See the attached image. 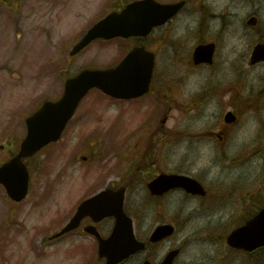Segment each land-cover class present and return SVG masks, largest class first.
Wrapping results in <instances>:
<instances>
[{"label":"rangeland","instance_id":"374dc122","mask_svg":"<svg viewBox=\"0 0 264 264\" xmlns=\"http://www.w3.org/2000/svg\"><path fill=\"white\" fill-rule=\"evenodd\" d=\"M114 1L116 0H15L12 5L0 1V145H4V148L0 149V160L9 155L24 138L25 119L33 112L36 105L47 99H57L62 95L64 77L73 75L87 66L108 67L121 60L122 49L130 41L94 42L75 57L69 56V51L79 36L103 17L106 14L104 12L106 5ZM216 1L215 7L218 9L228 4L227 0ZM191 14L192 8L189 6L176 22V33L170 24L154 31L148 37V44H152L157 54L165 47L163 45L170 37L185 35L189 31L188 26L191 24H186L185 18L190 17ZM194 25L195 21L191 27ZM74 26H77L75 31H73ZM242 29L247 31L243 25ZM162 32L169 37L166 42L164 39L160 44L158 37ZM19 33L22 35L18 36ZM250 42L248 37L241 36L240 33L229 34L226 37L228 48L221 52V56L227 55L230 59L226 62L228 64L224 66L225 69L218 70L217 73L210 71L215 67L213 66L210 69L189 74L186 72L188 61L181 59L178 69L184 73L183 76L187 74L191 76V84L185 85L186 89L182 95H175L177 104L173 107H170L168 103L171 92L164 85H172L175 89L181 86L178 69L170 64L174 57L173 46L168 48L171 55L164 49L162 54H159L155 74L157 80L154 78V90L146 98L134 102H121L113 101L97 90L90 93L78 109L62 139L48 146L33 162L35 176L34 174L31 176L29 196L20 203H16L7 197L3 187L0 186V256H31L30 260H35V256H96L97 246L94 242L88 243L87 240H80L75 236L59 242H48L46 238L62 226L81 198L92 194L105 184L120 181L118 173L124 172L125 169V167L121 169L119 165L120 157L111 153L103 157L99 156V152L101 150L106 152L113 141L128 143L132 146L135 142H148L151 137L150 142L165 141L168 138L166 130L174 131L178 126L190 125L192 119L190 120L186 114L187 108L179 107V104H185L192 96V92L205 86L212 78L232 81L234 77H242L245 81L243 88L246 93L249 91L248 85L254 84L255 88L262 86L258 84L256 78L264 74V66L250 67L249 64L238 61L244 55L248 56L246 49ZM171 44L175 45L176 55L179 58L185 56L188 58L193 47L192 44L189 45L178 38H172ZM199 84L200 87L197 86ZM210 89L219 96L223 88L218 81L214 80L210 84ZM156 99L165 103L166 114L154 116L153 128L141 132L139 122L144 115L156 112L160 108ZM147 109L150 111H144ZM167 113H169L168 116ZM212 115L214 121H222L219 106L212 111ZM163 119L167 121L163 123ZM208 123V116L196 120L194 123L196 131L203 130V126ZM253 125L258 129L259 134L261 125L259 126L254 120V124L244 128L247 141L252 137ZM216 128L217 126L214 129ZM132 131H135L134 135H130ZM187 137L186 135L175 136V139L180 142L176 146V162L172 168L176 167V163L178 168L187 167V171L194 173H197L200 167L206 168L209 178L213 181L221 180V186L226 187L229 183H234L229 189H223L221 186L217 188L220 194H228L231 189L247 190L250 187L251 178L255 187L259 188L258 192L264 188L263 155L255 162L239 166L240 157L243 159L242 155L249 154L246 152L247 148L231 146L226 149L219 147L218 142L215 141L212 145L204 141L195 142ZM258 138L260 142L254 144L253 153L264 152V146L256 150L259 145L264 144V141L261 142L264 138L260 134ZM240 142L246 141L241 137ZM189 144L197 145L198 150L191 151ZM132 150L140 153L145 151L138 144ZM240 151L243 154L238 153ZM84 154L89 156L87 161L81 159ZM151 155H154V152H151ZM145 157L150 160L153 158L149 154H145ZM153 162L154 167L160 164L155 158ZM185 162H188L186 166ZM113 165L119 168V172H113ZM162 165L169 167V160L167 164L162 162ZM244 175L250 176L249 181ZM239 177L241 178L238 179ZM40 190L43 194L39 198L37 194ZM240 193L245 195L247 191L237 192L235 194L237 201L229 200L232 204L225 207L213 208L206 204L207 210L203 213L198 202L192 204L190 200L179 195L178 207L174 209V213L178 210L184 217L180 218L177 235L161 245V250L159 248L156 251L157 258L154 260L159 261L160 256L163 257L177 243L182 244L184 250L175 264H226L221 257L227 253L225 243L218 236L208 239L209 230L205 228L204 220L206 218L208 221L209 217H213V221H219L218 230L223 231L240 214L255 209V204H260L262 201L256 199L259 198L258 193L247 200ZM129 196L134 204L144 200L137 192ZM152 210L144 219L138 211H133L137 220L139 237L149 232L157 221V215ZM200 214L203 215L198 217ZM203 228L205 229L202 233L205 237L201 233ZM215 230L216 228L213 232ZM200 239L209 240L214 245L205 242V245L197 244ZM215 246L218 247L216 255H214ZM146 254V251H141L123 264H139ZM230 260L229 258L228 261ZM231 263L249 264L250 261L247 262L245 257L240 259L237 256Z\"/></svg>","mask_w":264,"mask_h":264},{"label":"water","instance_id":"95a60500","mask_svg":"<svg viewBox=\"0 0 264 264\" xmlns=\"http://www.w3.org/2000/svg\"><path fill=\"white\" fill-rule=\"evenodd\" d=\"M184 4L163 5L155 0H142L130 4L122 13H113L100 21L74 46L71 55L85 48L98 37L111 38L117 35H146L152 27L172 17ZM213 45H200L195 51V62L212 61ZM255 59H264V46H258ZM154 67V54L142 47H136L115 68L86 69L66 82L62 98L56 102L48 101L43 108L27 119L28 134L22 143L20 153L0 168V182L16 199H21L26 190L28 172L22 157L32 155L49 141L57 140L66 123L73 115L81 99L94 87L102 89L116 98L129 99L148 91ZM196 183L183 175H173L164 183V188L185 186L195 189ZM108 191L85 201L74 219L56 236L75 228L86 213L101 212L114 214L118 221L112 236L101 240L100 256L107 258V264H117L124 258L144 247L133 235L132 221L123 211V190L114 192L107 202ZM106 201V203H104ZM170 226L158 227L153 240H159L172 233ZM231 245L253 250L264 245V208L247 224L233 231L228 237ZM177 251H172L162 262L171 264ZM144 264H150L145 262Z\"/></svg>","mask_w":264,"mask_h":264},{"label":"flooded vegetation","instance_id":"af4514ba","mask_svg":"<svg viewBox=\"0 0 264 264\" xmlns=\"http://www.w3.org/2000/svg\"><path fill=\"white\" fill-rule=\"evenodd\" d=\"M7 3L9 1L14 2L15 0H5ZM216 0H204L205 8L202 11L200 18L198 19V29L199 31L205 32L208 34V42H215L217 45V52L225 51L227 48L226 44V37L229 34L240 33L241 36L248 37L251 42L248 45L246 51L247 54L244 55L240 61L241 63L249 64L250 67H263L264 61H260L256 64L251 63V54L253 48L259 44L264 43V0H227L228 4L222 6L223 11L220 15L217 13L211 12L212 4L215 3ZM188 4H192L188 1ZM218 22L216 19H218ZM217 22V26L219 29L216 31H212L210 29L211 22ZM172 24V21H169L165 26ZM242 25L245 27L247 31H243ZM164 26V27H165ZM212 32H214V38H211ZM123 41H130V48L138 45H145L144 39L140 37H131L127 40ZM216 57V56H215ZM229 56L223 55L220 57L219 60L216 61L217 64L221 66L229 60ZM238 62H236L237 64ZM203 64L197 65L202 66ZM257 79L259 86L255 88L254 84L248 85L249 91L251 93L245 94L243 92V81L242 77H234L232 81L226 80H217L218 83L222 86V91L220 92L219 96H216L213 93V97L209 98V93L205 95L201 93V89L196 97L195 105H192V109L197 112H202L204 110V105L208 99H210L208 107L211 109H216L217 106L221 109V112L227 108V111H232L237 116V122L233 125H223L220 128H216L214 130H207L205 131L209 134L212 138V142H219L220 145H227L229 143L235 142L237 139L238 128L241 123V118L244 114L247 113L248 109H252V111L257 110H264V74L259 76ZM210 87L206 88L209 90ZM247 96V97H246ZM245 97V98H244ZM175 98L171 97V106H173ZM170 106V107H171ZM171 109V108H170ZM218 121L217 123H219ZM141 149H145L142 154L144 158V169L147 171L141 175L139 179L136 174H124L121 176L120 181L118 183H112L110 186L112 188L123 187L126 190V198L125 202H130L129 194L139 193L144 198L143 202L140 204V208L138 212L141 215V218L144 219L148 216L149 212L152 210L153 213L157 215V221L154 223L153 228L158 225L162 224H171L173 227L176 228V232L163 240L158 242H152L150 240L152 231L146 232L142 237H140L143 241H145L146 246L144 251L147 252L145 256L142 258V262L146 260H150L152 264H160L164 257L160 256L159 261L154 260L157 258V250L160 248L161 245L167 242L168 240L173 239L178 232V226L181 223V219L184 216L180 215L178 210L174 213V209L178 207V196L190 200L192 204L198 202L200 204L201 213L207 210L206 204L210 207L217 208L219 206L224 207L226 206V200L232 198V196H223L219 192L221 182L219 180H212L209 178L208 173H201L198 171L194 173L192 171L187 170H179L178 164L176 163V167L172 168V165L176 162V154L175 150L172 149L173 142H169L167 140L160 141V142H143L141 143ZM153 150V151H152ZM151 152H154V155H151ZM145 154H149L150 157L153 158L150 160L145 157ZM149 157V158H150ZM156 159L157 162L160 164L154 167L153 159ZM170 162V166L162 165V162ZM162 173H185L190 175L196 179H198L205 187L206 193L204 195L200 194H192L188 191H185L183 188H175L166 191L165 193H161L159 195H153L148 188V183H150L153 179H155L158 175ZM75 180V179H73ZM250 187L247 190H234V192H245L247 194H241V196L250 199L255 194L258 193V188L255 187L252 178L250 179ZM249 181V180H248ZM256 188V189H255ZM255 189V190H254ZM233 202V200H232ZM254 203V201H253ZM186 203L184 202V206ZM175 206V207H174ZM128 213H131L129 209H127ZM201 215V214H200ZM203 215V214H202ZM181 218V219H180ZM212 218V217H209ZM116 222L115 217H107L101 221H96L92 216H85L81 219L80 225L75 230L64 234L63 236L59 237V239L64 240L71 236L78 237L80 240H87V242H94L98 244L97 237L87 231L86 229L89 227H95L100 235L104 238L108 237L112 232L114 225ZM66 224V223H65ZM64 224V225H65ZM209 226L213 228H218V224L209 221ZM202 233V232H201ZM205 237V234L202 233ZM220 237V235H218ZM214 238H217V233L215 232ZM57 239V240H59ZM209 239V237H208ZM205 242L211 243V241L204 239ZM216 245V244H215ZM220 246V245H218ZM173 248L180 249V256L183 253L184 246L182 244H174ZM214 250L217 254L218 247L215 246ZM227 251V247H225ZM230 253L234 254L235 256L229 258L226 256L223 257V260L226 264H232L235 257H239L243 259L244 257L247 259V262L250 261L249 264H257L258 263V254L257 251L247 252L244 250H236L230 249ZM166 256V255H165ZM31 256H0V264H105L106 260L101 258L100 256H37L35 260H30ZM179 258V257H178ZM249 258V259H248ZM177 259V258H176ZM176 261V260H175ZM174 261V264H175ZM177 264V263H176Z\"/></svg>","mask_w":264,"mask_h":264},{"label":"bare ground","instance_id":"6f19581e","mask_svg":"<svg viewBox=\"0 0 264 264\" xmlns=\"http://www.w3.org/2000/svg\"><path fill=\"white\" fill-rule=\"evenodd\" d=\"M77 28V26H74L73 27V31H75V29ZM193 133H191V136H193L192 135ZM202 138L206 141V142H209V143H212V138H211V136L210 135H208L206 132H203L202 133ZM238 158V157H237ZM261 158V156L259 155V154H257V153H250V154H248L247 156H245V159L248 161V162H255L256 160H258V159H260ZM239 163H241V164H244V165H247V163H243L242 161H239ZM198 244H202V245H205V243H204V241L202 240V239H200L199 241H198ZM207 244H209V245H211V243H207Z\"/></svg>","mask_w":264,"mask_h":264}]
</instances>
